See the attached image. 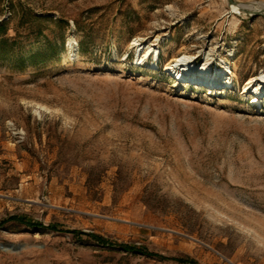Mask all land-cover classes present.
<instances>
[{
	"label": "rangeland",
	"instance_id": "374dc122",
	"mask_svg": "<svg viewBox=\"0 0 264 264\" xmlns=\"http://www.w3.org/2000/svg\"><path fill=\"white\" fill-rule=\"evenodd\" d=\"M259 3L0 0V264H264Z\"/></svg>",
	"mask_w": 264,
	"mask_h": 264
},
{
	"label": "bare ground",
	"instance_id": "6f19581e",
	"mask_svg": "<svg viewBox=\"0 0 264 264\" xmlns=\"http://www.w3.org/2000/svg\"><path fill=\"white\" fill-rule=\"evenodd\" d=\"M234 14L236 15H241L243 13L251 12V13H263L264 14V5L259 3V4H237L233 5L232 7ZM133 46L138 49V61L143 62L144 59H147V57L153 55V60L158 61L157 53L155 52V46L152 43L148 44H143L140 42L139 39H135L133 41ZM67 48L70 53V58L72 60H76L78 57V44L75 41L74 38H69L67 42ZM141 53L143 54V57H141ZM195 57L188 56V55H183V56H177L174 58H171L167 61L165 64V70L168 72H174V75L179 79L183 77H187L189 81H195V85L197 89L198 87H201L204 83L206 82L212 83V85L217 86H224V85H230L231 82L230 80L228 81L227 79L223 78V75H228L227 74V68L223 72H218L216 75L215 79H210L209 78V65L208 61L206 60L204 64L199 66L197 69L193 66ZM232 78H236L235 74H232ZM237 80V79H236ZM244 91L243 94L250 93L251 91L253 93H257L258 91L264 93V71L261 72L258 76L251 77L248 80L245 81V84L243 86ZM259 95V94H258ZM254 103L259 102V99L257 96L253 97ZM252 102V103H253ZM7 250V248H5ZM9 249V248H8Z\"/></svg>",
	"mask_w": 264,
	"mask_h": 264
},
{
	"label": "trees",
	"instance_id": "16d2710c",
	"mask_svg": "<svg viewBox=\"0 0 264 264\" xmlns=\"http://www.w3.org/2000/svg\"><path fill=\"white\" fill-rule=\"evenodd\" d=\"M4 28H5V24L0 25V30L4 29ZM16 219H17V217H15V216L11 217V220H16ZM33 226H36V225H33ZM90 238L94 239L98 243H101V244L105 243L104 239L102 237L97 236V235H90ZM121 247L124 248L125 250H129L133 253L143 254L141 249H138V248L127 247V246H121Z\"/></svg>",
	"mask_w": 264,
	"mask_h": 264
},
{
	"label": "crops",
	"instance_id": "0c3cea01",
	"mask_svg": "<svg viewBox=\"0 0 264 264\" xmlns=\"http://www.w3.org/2000/svg\"><path fill=\"white\" fill-rule=\"evenodd\" d=\"M29 224V223H28ZM30 225H32V224H29L28 226H30Z\"/></svg>",
	"mask_w": 264,
	"mask_h": 264
}]
</instances>
